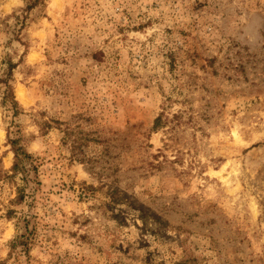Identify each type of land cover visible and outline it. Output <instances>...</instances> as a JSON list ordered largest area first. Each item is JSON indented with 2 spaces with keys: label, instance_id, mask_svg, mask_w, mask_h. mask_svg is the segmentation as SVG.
Returning a JSON list of instances; mask_svg holds the SVG:
<instances>
[{
  "label": "rangeland",
  "instance_id": "obj_1",
  "mask_svg": "<svg viewBox=\"0 0 264 264\" xmlns=\"http://www.w3.org/2000/svg\"><path fill=\"white\" fill-rule=\"evenodd\" d=\"M8 59L0 264H264V0H0Z\"/></svg>",
  "mask_w": 264,
  "mask_h": 264
},
{
  "label": "trees",
  "instance_id": "obj_2",
  "mask_svg": "<svg viewBox=\"0 0 264 264\" xmlns=\"http://www.w3.org/2000/svg\"><path fill=\"white\" fill-rule=\"evenodd\" d=\"M6 61H7L6 67L3 68L2 72H0V93L2 96L1 103L7 111L12 112V114L16 115L18 113L19 103L14 93L13 76H14V69L18 66V64L14 63L11 59H8ZM160 121H161L160 117H157L155 119V127L159 126ZM11 144L14 146L13 150L15 153V161L11 168L12 173L7 176L9 178H14L16 175L22 174L23 181H25V183L28 184L31 181L30 172L31 171L37 172V165L34 163V156L30 154L20 144V138L11 139ZM26 196L27 194L25 188L20 187L18 189V196L16 201L21 203L22 201L25 200ZM24 221H26V223H29V220L26 217L24 218ZM24 238L28 239L26 235H23L20 237L19 242L25 241L26 239L23 240ZM23 244H27V243L24 242Z\"/></svg>",
  "mask_w": 264,
  "mask_h": 264
}]
</instances>
